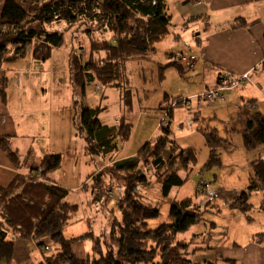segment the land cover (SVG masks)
<instances>
[{
  "label": "trees",
  "instance_id": "16d2710c",
  "mask_svg": "<svg viewBox=\"0 0 264 264\" xmlns=\"http://www.w3.org/2000/svg\"><path fill=\"white\" fill-rule=\"evenodd\" d=\"M171 21L166 0H0V98L3 101L6 97L9 84L7 67L27 57L36 64L47 61L63 44V32L53 31V27L64 24L69 28L79 24L85 27L90 38V58L82 63L79 55L72 53L74 56H70L73 89L80 90L84 96L85 88L93 84L118 88L122 91V104L130 107L131 91L123 85L127 83L125 64L151 59L157 53V44L169 36ZM199 22H208V16L192 17L181 28L185 30ZM248 26L244 19L237 18L229 27L238 30ZM204 29H208V25ZM95 33H100V38ZM105 33L112 35L111 41L103 38ZM177 65L174 62L159 66V79L165 78L163 70L178 68ZM229 77L231 75L220 74L216 82ZM224 87H228L227 84ZM221 96L223 92H219ZM237 109L244 119L243 147L250 154L264 146V117L256 111L254 100L241 102ZM163 110L162 106L157 108V111ZM100 111L96 107L81 106L78 135L84 136L88 154L105 155L117 151L131 135L132 125L125 116L110 126L99 121ZM171 113L169 111L168 115ZM194 115L192 121L197 124L199 111ZM196 129L202 132L200 128ZM162 130L165 137L158 138L153 144L147 143L133 157L111 160L91 176L92 189L100 190L95 198L102 197L103 204L112 192L111 184L119 185L115 193L121 220L115 219L107 234L86 233L79 239H65L63 231L79 208L67 200L68 190L50 178L61 168L60 155L43 157L39 166L31 168L28 175L17 174L8 185L0 187V264H11L14 240L29 242L39 249L56 247L57 253L47 259V264H215L193 262L188 244L177 240L179 234L203 221L206 210L202 212L193 206L191 199L172 201L174 210L168 215L167 222L155 229L148 226L160 212L158 205L143 198L139 189L155 180L159 183L161 199L170 200L171 191L186 184V176L197 161L193 149H183L169 139V126ZM203 136L209 148V159L203 169L209 171L220 166V151L225 142L214 130H204ZM6 142L0 139L1 149L11 163L21 169L27 158L21 162L18 153ZM247 183V188L231 199V209L242 213L249 211V198L254 191H260L264 197L262 157L249 160ZM262 202L264 210V200ZM87 238L92 242L93 256L81 259L71 248L76 241Z\"/></svg>",
  "mask_w": 264,
  "mask_h": 264
},
{
  "label": "rangeland",
  "instance_id": "374dc122",
  "mask_svg": "<svg viewBox=\"0 0 264 264\" xmlns=\"http://www.w3.org/2000/svg\"><path fill=\"white\" fill-rule=\"evenodd\" d=\"M173 1L169 0L170 13L174 15L170 33L165 40L157 44V53L149 60H132L125 64L127 83L123 85L129 87L131 91L130 107L122 104L120 100L122 91L118 88L93 84L85 88L84 96L80 90L73 89L72 72L69 67L70 56H74L72 53L79 55L82 63L90 58V38L84 31L85 27L79 24L69 28L64 24L53 27V31L63 32V44L60 49L52 52L47 61L37 64L25 63L23 67L15 70L8 69L9 84L3 101L6 103L7 111L18 118L15 123L24 126L23 132L29 135V137L19 135L14 144H10V148L13 151L16 148L22 151L20 143L27 147L28 141H34L26 164L35 166L41 163L42 158L46 156V152L42 155L43 145L55 149L50 146L48 135L51 133L52 145L56 146L57 155L62 157L63 166L53 178L59 179L62 185L71 188L79 186L81 182L88 179V183L84 184L85 187L81 191L71 192L67 198L70 203L77 205L79 210L63 231L65 239H79L86 236V233H93L94 236L107 234L114 220H121L122 213L118 209V196L115 193L119 185L111 184L113 193L106 194L108 200L106 204H103L102 197L95 198L100 190L92 189L90 175L98 173L100 168H105L113 159L120 161L135 156L147 143L153 144L158 138L165 137L162 128L169 126V139L183 149H193L197 158L196 165L187 174L186 184L171 191L170 200L161 199L158 192L159 183L155 180H150V184L146 188L139 189V192L143 198L146 197L158 205L159 217L148 222L150 229H155L167 222L168 215L174 210L172 201L191 199L193 206L199 207L202 212L206 210L203 221L177 236L178 241L188 244L190 259L193 262L203 263L204 259L211 256L207 253L208 247L219 244L220 240H225L224 237H234L238 220L241 218V214L237 211H235L236 217L230 215L228 204L235 195L248 186L245 157L240 153L241 148L240 152L228 149L233 147L226 146L230 136L226 129L229 124L232 130L235 129L233 135L236 136L234 140L236 143L237 138L242 137L244 119L236 106L239 103L237 93L234 92L229 96L225 92L232 91L240 83H250L251 80L249 77L241 82L238 76H235L230 82L217 83L202 94L200 107H196L198 96L190 99L189 95L199 90L203 83H213L211 73L208 70L203 71L201 61L194 67V61L198 58L200 50L199 40L201 39L198 37L202 35L203 28L192 29V24L187 29H182L179 14L172 4ZM235 13L234 10L212 11V19H219L221 15L223 20L232 19L236 17ZM200 25L203 26L202 23ZM95 36L100 38V33H95ZM111 37L110 33L103 35L106 41H111ZM174 62L178 63V68L168 67L165 71L163 70L165 78L159 79V66ZM226 84L228 87H224ZM216 91L223 92L227 101H221L223 97H219L216 102H213L206 97L208 92ZM175 98H178L177 103ZM82 105L88 109L95 107L100 109L98 119L105 125L112 126L121 116H125L132 125L127 142L119 145L117 151L105 155L88 154L84 136L81 138L78 135ZM159 106H162L163 112L157 111ZM225 107L227 109H223ZM195 108L197 113L199 111L197 124L192 121L196 113ZM169 111L172 112L171 116L168 115ZM197 127L202 132H198ZM206 129L210 132L214 130L216 135L225 142V146L220 151V166L209 171L203 169L209 159V148L203 136V131ZM153 131L155 132L151 136ZM33 137L36 138L33 139ZM27 149L24 148L25 156H27ZM257 152L259 151H253L252 155ZM249 202L253 203L254 197ZM208 203L210 205L204 207ZM250 216L243 215L240 222L249 224ZM18 243H23L28 250L26 246H29V242L14 240L11 264L15 262L14 256ZM46 244L49 245L48 242ZM50 247L33 249L41 256L37 261L33 260L34 264H47V259L57 253L56 247ZM91 248L92 242L87 238L73 243L71 249L77 257L83 259L88 255L93 256ZM22 254L25 255V252ZM19 258L21 261L24 257Z\"/></svg>",
  "mask_w": 264,
  "mask_h": 264
},
{
  "label": "crops",
  "instance_id": "0c3cea01",
  "mask_svg": "<svg viewBox=\"0 0 264 264\" xmlns=\"http://www.w3.org/2000/svg\"><path fill=\"white\" fill-rule=\"evenodd\" d=\"M166 3L168 13L173 18L174 15L170 13L169 9V0H166ZM172 4L176 8L174 10L178 12L179 19L181 20L180 23L182 24L192 17L208 16V22L194 23L192 27V29L195 27L203 28L202 35L198 37L201 39L199 40L200 50L198 58L194 61V67L201 61L203 71L208 70L211 73V82H213L211 84L203 83V86L199 90L189 95L190 99L198 96L196 107H200V100L203 99L202 94L208 88H212L217 84L216 81L220 74L231 75L229 79L227 78L225 80L226 82H230L235 76L250 72V83H240L235 86V89L230 92H225V94L231 96L234 92L237 93L236 97L239 98V103L236 106H241V102L246 100H254L256 110L264 116V70L262 69L264 62V0H174ZM228 10H234L236 17L223 20V16L221 15L219 19H212V11L226 12ZM237 18L244 19L249 26L245 29L231 30L229 26ZM201 23L203 26L200 25ZM205 25H208V29H204ZM177 38L179 39V36ZM30 62L34 63L31 58L27 57L25 60L7 67L6 74L9 75L8 69L15 70L23 67L25 63L30 64ZM92 93L94 94L93 90ZM197 93L198 95H196ZM225 94L221 96L223 97L221 101H227ZM197 108L194 109L195 112ZM223 109L227 108L225 107ZM17 120V117L13 116L10 111H7L5 101H2L0 98V139H5L9 145L11 143L14 144L19 135L29 137V135H26L27 132H23L25 127L15 123ZM229 126L230 124L227 127L228 129H226V132L230 133L229 140L226 141V146L233 147L228 148L230 151L240 152V148L242 149L240 153L245 157V167L248 177L249 160L257 156L262 157L264 160V146L258 149V154H249L243 147L242 137L237 138L238 141L236 143L234 142L236 136L235 134L233 135V132L235 129L232 130ZM154 132H152L151 136ZM48 137L51 142V148L55 149H50V147L47 148L46 145H43L44 150L42 151V155H44L43 152H46V156L49 153L57 155L56 146L52 145V134L49 133ZM35 138L33 137V139ZM41 138L44 139L43 135H41ZM33 146L34 141H28L27 147L20 143L22 151L15 147V151L20 155L21 162L28 157ZM1 148L0 146V187L8 185L15 175H28L31 168L39 166L38 164H35V166L25 164V166L21 165V169H17ZM24 148H28L26 151L27 156L24 154ZM61 167H63L62 163ZM54 175L57 174L53 173L50 175L51 180L58 184V186L68 190L69 194L76 190L81 191L83 186L86 185L85 183H88V179H86L79 186L71 188L62 185L59 179L53 178ZM243 186H245V183H243ZM258 193L261 192H252L249 200L254 197V202H249L251 208L247 212L242 213L231 209V201L229 202L228 209L230 215L236 217L235 211L241 214V218L243 215H251L249 217L250 222L249 224H242L240 218L233 235L234 237H224L225 240H220L221 242L219 244L208 247L209 252L207 253L211 256L202 262L208 261L215 264H264V210L262 208V200H264V197L262 193ZM214 224L216 226V223ZM23 245V243L17 244V252L14 256L15 262L13 264H34L33 260L37 261L41 257L40 254L34 252L33 244L26 246L28 250ZM199 250L202 249L200 248ZM22 252H25V255ZM20 256L24 257L21 261Z\"/></svg>",
  "mask_w": 264,
  "mask_h": 264
},
{
  "label": "bare ground",
  "instance_id": "6f19581e",
  "mask_svg": "<svg viewBox=\"0 0 264 264\" xmlns=\"http://www.w3.org/2000/svg\"><path fill=\"white\" fill-rule=\"evenodd\" d=\"M244 74L238 75V80L239 81H243L244 80ZM209 98L213 101L216 102L219 99V92H213V93H209Z\"/></svg>",
  "mask_w": 264,
  "mask_h": 264
},
{
  "label": "built area",
  "instance_id": "2783aa9c",
  "mask_svg": "<svg viewBox=\"0 0 264 264\" xmlns=\"http://www.w3.org/2000/svg\"><path fill=\"white\" fill-rule=\"evenodd\" d=\"M244 79H247V74L244 75ZM209 93H213V92H208V93L206 94V97L210 100V98H209Z\"/></svg>",
  "mask_w": 264,
  "mask_h": 264
}]
</instances>
